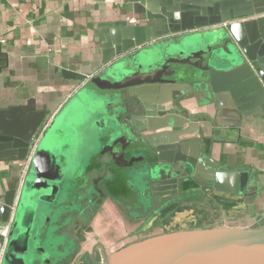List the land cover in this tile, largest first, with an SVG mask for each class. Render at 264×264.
Listing matches in <instances>:
<instances>
[{"label": "water", "instance_id": "95a60500", "mask_svg": "<svg viewBox=\"0 0 264 264\" xmlns=\"http://www.w3.org/2000/svg\"><path fill=\"white\" fill-rule=\"evenodd\" d=\"M124 3L139 21L118 20L114 23L118 29L105 35L106 66L92 84L105 92L101 98L111 97L101 101L112 107L110 135L132 137L130 145L141 161L134 169L139 182L153 185L152 197L158 202L201 191L203 183L245 194L249 173L221 170L220 163L210 161L196 137L199 124L194 114L180 106L183 99L195 97L215 101L219 107V100L231 97L228 107L243 114H264V0ZM193 38L197 42L191 46L170 49L179 40ZM62 74L84 78L70 69ZM49 115L34 97L0 107V158L23 160ZM51 128L50 123L37 145L19 201L15 202L16 189H10L0 204L3 222L17 204L2 264H33L30 250L40 231L41 213L63 194L61 157L54 152L56 143L45 138ZM202 162L211 166L203 167ZM26 197L29 203L22 206ZM97 264H264V225L164 231L105 252Z\"/></svg>", "mask_w": 264, "mask_h": 264}, {"label": "crops", "instance_id": "0c3cea01", "mask_svg": "<svg viewBox=\"0 0 264 264\" xmlns=\"http://www.w3.org/2000/svg\"><path fill=\"white\" fill-rule=\"evenodd\" d=\"M132 18L139 19L125 6L124 0H0V107L25 103L27 99L34 97L38 108L49 109V124H52L51 129L54 131L57 121L59 124L63 123L64 117L61 118L60 114L65 105H71L73 109H79L78 105H94L89 103L90 99L96 95L101 97L105 93L92 84L94 77L102 73L106 66L102 63L105 35L118 29L114 26L116 21L128 19L129 24H133L130 21ZM2 39L6 41L3 43ZM64 69L81 73L84 78H67L62 74ZM230 98L223 97L219 100V107L215 101L207 98L199 101L192 97L181 101L180 107L194 114V119L199 124V135L196 137L200 140L202 153L210 161L220 163L221 170L249 173L245 194L214 187L203 188L198 195L211 199L210 205L219 207V210L215 212L213 223L195 227L264 225V114H243L238 109L228 107L232 101ZM99 105L108 104L102 102ZM103 125L102 122H95L92 125L95 133L90 138L96 143L93 149L100 145L104 150L101 147L97 153L89 151L90 156L85 153L81 155L77 151V147L83 145H80L82 139L76 136L79 135L77 129L73 131L70 140L67 139L69 154L59 155L62 170L69 174V178L66 182L65 179L61 182V187L65 185L69 189L72 183L74 190H69L74 197L79 193L83 203L91 198L87 194L91 187L102 191L104 208L100 210L95 224L103 231L110 232L109 230L114 229L112 226L120 223V233L116 231L111 236V239L118 242L121 239L124 241V233L128 228L124 225L122 215H119L121 212L111 207L118 198L122 206L133 202V194H130L132 191L125 188L124 178H127L129 171L140 167L141 161L136 157L138 152L130 145L131 135L117 133L112 137L105 132L103 136L99 135L97 128ZM141 125L144 124H140V127ZM63 139L59 138L57 141H62L64 145ZM109 139L115 140L114 146H108ZM108 149H111L112 158H109ZM188 155L186 153L184 157ZM207 165L211 166L208 162L201 164L203 167ZM109 166L114 167V174H120L121 187L117 180L116 184L110 185L114 197L108 196L106 188L102 186L104 178L101 171ZM29 170L30 166L23 174L22 160L0 158V204L4 193L10 189H16L15 202L19 201ZM224 187L234 186L225 184ZM27 203L29 200L26 197L22 206H27ZM48 204L50 206L53 203ZM16 205L9 218L11 228L17 211ZM56 206L42 211L39 218L40 231L30 250L34 255L33 264H86L91 257L93 244L101 239L97 229L87 226L85 221L80 223L81 226L73 228L75 218L72 219L65 230L66 236L72 240V248L64 255L61 247L68 242H61L60 233L52 226V218L58 214ZM136 222L139 223L140 220ZM102 242L106 246L111 244L109 239ZM130 242L132 240L113 247L112 250Z\"/></svg>", "mask_w": 264, "mask_h": 264}, {"label": "rangeland", "instance_id": "374dc122", "mask_svg": "<svg viewBox=\"0 0 264 264\" xmlns=\"http://www.w3.org/2000/svg\"><path fill=\"white\" fill-rule=\"evenodd\" d=\"M195 42H197V38H193L190 40H179L177 41L176 45H171V48H176L179 49L181 47H187V46H191L193 45ZM106 75L108 76H115L114 73L112 72H108L106 73ZM110 101L111 97L109 95H107V98L104 96V98L98 97L97 95L94 96V98L90 99L91 104L94 105H78L79 109H73L71 108V105H65L60 117L63 118V123L59 124V122L57 121L56 124H54L55 130L53 131L52 129L47 133L48 136L46 135L45 138H47L48 140H53L56 145L54 146V152L55 153H67L69 154V149H68V144L67 143V139L70 140V137L73 135V131H75V129H77V132L79 133V135H76L77 137H79L80 139H82V143L80 145H82V147H77V151L79 153H82L81 155H83V153L86 154V156H90L89 155V151L90 152H96L100 151V148L102 146H97L95 149H93L96 145L95 142H93L91 140V135H93V129H92V125L95 122H102L104 125L102 127H100L98 130V134L102 135L105 134L107 136H110V126L112 124V109H111V105H99V103H101V101ZM71 123V125H70ZM73 126V127H72ZM76 132V133H77ZM45 133V132H44ZM43 133V136L45 135ZM63 136V137H62ZM59 138H64L63 140H65V144L61 143H57V139ZM53 143V142H52ZM67 145V146H66ZM115 145V140L113 139H109L108 140V146H114ZM84 147H86V149H84ZM102 150L103 147H102ZM111 149H108V154H109V158H112V153L110 152ZM66 155V154H65ZM60 156V155H59ZM92 157V154H91ZM84 158V157H83ZM111 162H114V160H111ZM113 166L112 167H108L105 170L101 171V174L103 176V183L102 186L105 187V192L107 193L108 196H115L113 195L114 191L111 188V183L114 185L116 184V180L117 182H119V187H121L120 185V174H114L113 171ZM106 172V173H105ZM96 174V173H95ZM98 177V176H96ZM69 178V174L68 173H64V179L65 182L68 180ZM126 180V184H125V188H127V190L129 189L130 191H132L133 196L131 195V201H133L132 203L129 204V208H127V205L123 204V209H117L118 212H121L119 215L121 216V218L124 221V225L128 228L127 231L125 230L124 235V241L122 243H118L117 246L129 242L131 240L134 239H140L142 238L141 236H147L149 234H155V233H160V232H164V231H169L170 229H182V228H192L195 226H200L202 224H211L213 223L212 219L215 216V212H217L219 210V207H214L212 205H210V201L211 199H205L202 196L199 195H191L190 198L187 200L189 205L188 206H183L179 211H176L175 213L171 214L172 216H170V214H166L165 212V218H170V219H166L164 222V224L161 222V219L163 217H161V219L157 216V217H152L150 218L152 215L151 213L146 214V215H141L140 219H144V218H149L148 220H140V224L136 221L132 222L133 217L132 216V212H131V208L133 207V204H135V208H138L136 206H139V204L144 203L143 199H142V194H140L141 191V185H140V174L138 172H136L135 170H131L129 171V173L127 174V178H124ZM65 186V185H64ZM70 188L72 190H74V185L72 183H70ZM77 187V184L75 185V188ZM94 188L91 187L88 191L87 194L89 195V197H92V195L94 194ZM125 192H127L125 190ZM58 196V195H57ZM65 196V190H63V194L61 196V198L58 196L57 200L58 202H61L62 198H64ZM75 202L73 201V210L79 211L81 209V202H80V197H79V193H77L75 195ZM119 201H121L118 198ZM129 200V202H131ZM53 204L50 206H45V209L49 207H55L56 203L54 204V202H52ZM86 208V207H85ZM111 208H114L116 210V207L113 206ZM122 208V207H121ZM135 208H132L133 210H135ZM55 210V209H54ZM86 210V209H85ZM130 212V213H129ZM152 212V211H151ZM213 214V216H212ZM54 216L52 218V221L54 220ZM94 219H98V215H96V217H94ZM169 220V221H168ZM91 226H93V224H91ZM138 226H139V231H138ZM119 230L117 233H120V228L118 227ZM130 232H132L133 234H131ZM137 236V237H136ZM136 237V238H135ZM61 242H68L69 245H72V240L70 238H68L66 236V234H62L61 238H60ZM118 248V247H117ZM69 250V249H67ZM101 256V254L98 253V257Z\"/></svg>", "mask_w": 264, "mask_h": 264}, {"label": "flooded vegetation", "instance_id": "af4514ba", "mask_svg": "<svg viewBox=\"0 0 264 264\" xmlns=\"http://www.w3.org/2000/svg\"><path fill=\"white\" fill-rule=\"evenodd\" d=\"M140 185H141L140 194H142L141 196H142V199L144 200L143 201L144 203H142V204L140 203L139 206H136L138 208H135V204H133L132 208H135V210H131V212H132V216H134L133 217L134 221L148 220L154 216L155 217L158 216L160 219H161V217H163L161 219V222L164 224V222L167 221L166 219H170V218H165V215L166 214H172V210H173L172 207L173 206H175L176 210L179 211L183 206L189 205L187 200L190 198L191 195H198L197 193H201V191L193 192V193H190L187 195L172 198L170 200H164V201L161 200V202H158L157 200L154 201V199L152 197V189L151 188L153 185H150L149 183H147L145 181L140 182ZM196 185L197 186L199 185L198 187H200V184L193 183V186H196ZM202 185L204 186V189H206V188L212 189L210 186H207L206 183H203ZM69 189H67L63 185V190H65V196H64L65 200L63 199L61 202H57L58 204L56 206V211L58 214L55 216L54 222L52 223L53 229L55 231L59 232L60 237H61L62 234L65 233L67 225L74 218H75V224L73 225V228H75L77 226H81L80 223L82 221H85L84 224H86L87 226H90L91 224H93L92 228L97 229L99 237L101 239H99L98 241H96L93 244L91 257L86 264H97L98 261L102 260L105 252H110V250H112L113 247H116L120 241L121 242L123 241V239L119 240L118 242L114 238L111 239V236H114L116 231L117 232L119 231V230H117L118 227L121 228L122 225H120V223L115 224L112 227H114V229H116V230L111 229V230H109L110 232H108L106 230L103 231L101 227H99L95 224L94 217H96V215H99L100 210H102L104 208L103 203L101 201L102 200V191H98L94 188V191H95L94 194L92 195V197L90 199L86 200L85 203H83L82 200L80 199L81 209L79 211H76V210H73V207H72L74 204V203L72 204V202L73 201L75 202L76 199H75L74 195L71 193L72 191H70ZM68 196L70 197V199H66V197H68ZM113 204H114L113 206H115L117 209L118 208L123 209L122 203L118 199L114 200ZM128 206L129 205H127V208H129ZM164 212L165 213L167 212V213L165 214ZM149 213H151V215H152L151 217L149 216L150 218L148 217V218L140 219L141 215H146ZM112 232H114V233H112ZM111 233H112V235H111ZM149 235H151V234H149ZM141 237L143 238L145 236L143 235ZM108 239L111 242V244L109 246L108 245L106 246V244L103 243L102 240L108 241ZM135 240H138V239H134L132 241H135ZM71 248H72V245H69V243H67V244L65 243L64 246L61 247V252L65 255L68 251H70ZM67 249H69V250H67ZM98 253L101 254V256L98 257Z\"/></svg>", "mask_w": 264, "mask_h": 264}, {"label": "built area", "instance_id": "2783aa9c", "mask_svg": "<svg viewBox=\"0 0 264 264\" xmlns=\"http://www.w3.org/2000/svg\"><path fill=\"white\" fill-rule=\"evenodd\" d=\"M132 23H136L139 21V19H135L132 18L130 20ZM6 40L2 39V42L4 43ZM50 116L47 118V120L40 126V128L38 129V131L36 132L32 143L29 146L28 152L25 156V158L22 160V167H23V174L26 173V171L28 170L29 166L31 165L34 153L36 151L37 145L39 143V141L42 138L43 133L45 132L46 128L49 125V121H50ZM10 230H11V219L7 220V221H2L0 223V237H1V243H0V264H2L3 261V257H4V253H5V249L8 243V239H9V234H10Z\"/></svg>", "mask_w": 264, "mask_h": 264}, {"label": "trees", "instance_id": "16d2710c", "mask_svg": "<svg viewBox=\"0 0 264 264\" xmlns=\"http://www.w3.org/2000/svg\"><path fill=\"white\" fill-rule=\"evenodd\" d=\"M197 194H200V193H197ZM172 208H173V210H172V214H173V213H175L177 210H176L175 206H173ZM174 208H175V209H174ZM170 230H176V229H170Z\"/></svg>", "mask_w": 264, "mask_h": 264}]
</instances>
